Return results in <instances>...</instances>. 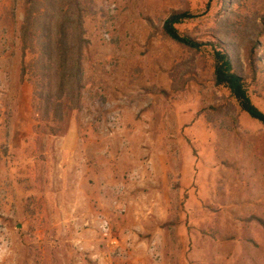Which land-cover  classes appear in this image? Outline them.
I'll return each mask as SVG.
<instances>
[{"label":"rangeland","instance_id":"1","mask_svg":"<svg viewBox=\"0 0 264 264\" xmlns=\"http://www.w3.org/2000/svg\"><path fill=\"white\" fill-rule=\"evenodd\" d=\"M205 1L93 0L81 109L52 120L21 79L23 2L0 0V264H264V124L214 84L208 51L159 30ZM263 17L245 0L230 24L178 29L239 47L231 28L254 24L264 112Z\"/></svg>","mask_w":264,"mask_h":264},{"label":"trees","instance_id":"2","mask_svg":"<svg viewBox=\"0 0 264 264\" xmlns=\"http://www.w3.org/2000/svg\"><path fill=\"white\" fill-rule=\"evenodd\" d=\"M23 2L24 17L19 27L21 79H31L45 116L56 120L68 111L81 109L84 49L89 45L86 15L92 11L93 0H16ZM245 0H206L201 12L187 9L172 10L160 25L163 38L171 40L192 54L209 52L212 59L214 84L227 89L239 108L264 124V112L249 93V85L257 83L262 71L257 48L262 34H252L251 27L243 26L244 21L231 28L232 36L238 37L241 48L227 46L218 37L215 40H201L187 33H181L178 25L198 16L218 17L221 23L230 24L228 15L233 7ZM217 12L214 7L218 5ZM264 18V17H263ZM228 35L231 33L228 32ZM226 34V35H227ZM228 43V44H227ZM232 47L240 53L237 60L231 55ZM230 49V50H229ZM248 72V73H247ZM36 77L33 81L32 78Z\"/></svg>","mask_w":264,"mask_h":264}]
</instances>
